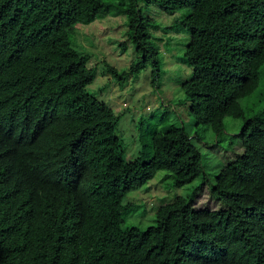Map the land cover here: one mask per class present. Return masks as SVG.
<instances>
[{"label": "trees", "instance_id": "obj_1", "mask_svg": "<svg viewBox=\"0 0 264 264\" xmlns=\"http://www.w3.org/2000/svg\"><path fill=\"white\" fill-rule=\"evenodd\" d=\"M140 1L165 15L187 11L175 22L189 33L182 62L192 73L181 89L192 126L220 135L225 118L242 120V151L210 183L184 127L151 135L154 169L174 188L201 178L216 204L171 255L145 247L151 228L125 224L133 205L125 197L146 181L120 158L121 115L86 102L96 69L72 47L76 25L124 14L120 50L131 43L135 58L106 71L124 83L151 64L157 88L154 25ZM118 3L0 0V264H264V0Z\"/></svg>", "mask_w": 264, "mask_h": 264}, {"label": "rangeland", "instance_id": "obj_2", "mask_svg": "<svg viewBox=\"0 0 264 264\" xmlns=\"http://www.w3.org/2000/svg\"><path fill=\"white\" fill-rule=\"evenodd\" d=\"M110 1L123 8L118 0ZM139 5L154 25L149 30L161 62L157 88L151 85V64L130 75L124 83L117 82L106 71V65L124 71L135 58L131 43L123 53L120 50V43L127 41L124 14L110 12L88 25H76L72 47L87 55L88 67L96 69L93 81L82 90L86 102L95 112L108 106L121 115L116 129L124 148L120 158L132 163L146 181L139 190L125 197L124 203L133 204L125 224L140 229L151 228L145 247H155L171 255L179 235L190 228L194 220L206 218L216 209V204L201 178L174 188L166 172L154 169L151 135L173 126L184 127L202 153L204 173L210 183L221 165L242 151L238 134L242 120L225 118V130L220 135L213 134L206 126H192L188 103L184 101L181 89V83L192 73L191 68L182 62L189 33L177 27L175 22L187 11L165 15L155 3L147 7L144 1H140ZM231 143L233 147H230ZM193 213L196 215L194 219Z\"/></svg>", "mask_w": 264, "mask_h": 264}]
</instances>
